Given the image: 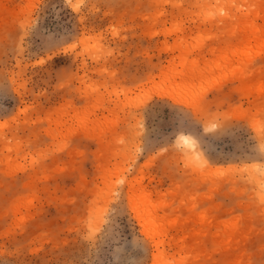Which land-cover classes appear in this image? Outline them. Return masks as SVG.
<instances>
[{
	"label": "rangeland",
	"instance_id": "obj_1",
	"mask_svg": "<svg viewBox=\"0 0 264 264\" xmlns=\"http://www.w3.org/2000/svg\"><path fill=\"white\" fill-rule=\"evenodd\" d=\"M0 264H264V0H0Z\"/></svg>",
	"mask_w": 264,
	"mask_h": 264
},
{
	"label": "crops",
	"instance_id": "obj_2",
	"mask_svg": "<svg viewBox=\"0 0 264 264\" xmlns=\"http://www.w3.org/2000/svg\"><path fill=\"white\" fill-rule=\"evenodd\" d=\"M222 42H225V43H232V42H234V40H232V39H226V40H224V41H222Z\"/></svg>",
	"mask_w": 264,
	"mask_h": 264
},
{
	"label": "bare ground",
	"instance_id": "obj_3",
	"mask_svg": "<svg viewBox=\"0 0 264 264\" xmlns=\"http://www.w3.org/2000/svg\"><path fill=\"white\" fill-rule=\"evenodd\" d=\"M159 97H161V96H159ZM151 99V98H150ZM194 147H195V145H193Z\"/></svg>",
	"mask_w": 264,
	"mask_h": 264
}]
</instances>
